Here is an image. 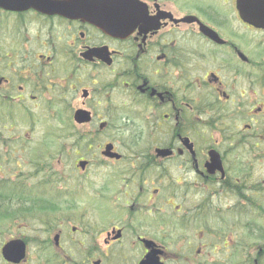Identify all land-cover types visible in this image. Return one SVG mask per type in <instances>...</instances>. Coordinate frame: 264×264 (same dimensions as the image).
I'll use <instances>...</instances> for the list:
<instances>
[{
  "label": "flooded vegetation",
  "instance_id": "af4514ba",
  "mask_svg": "<svg viewBox=\"0 0 264 264\" xmlns=\"http://www.w3.org/2000/svg\"><path fill=\"white\" fill-rule=\"evenodd\" d=\"M141 1L149 22L120 36L77 13L81 0L0 5V144L41 129L49 151L6 178L42 196L43 218L33 234L0 232V264H264L260 223L208 217L254 179L240 149L264 144L255 38L220 0ZM234 1L245 30L264 32ZM13 239L18 263L2 252Z\"/></svg>",
  "mask_w": 264,
  "mask_h": 264
},
{
  "label": "rangeland",
  "instance_id": "374dc122",
  "mask_svg": "<svg viewBox=\"0 0 264 264\" xmlns=\"http://www.w3.org/2000/svg\"><path fill=\"white\" fill-rule=\"evenodd\" d=\"M221 4H222V8H223V14L226 16H224L225 18L229 17L230 21H229V25L231 27L234 28H238L240 29V33L243 35L245 34H250L253 35L255 38V44H256V54H257V64H258V74L260 75V70L259 67L261 66V64H264V32H249L246 31L244 26L242 25L241 22H239V20L236 18L235 16V1L234 0H220ZM263 67V66H262ZM261 67V68H262ZM256 91L258 93L257 98L260 101H264V89L263 87L260 85L259 82L256 83ZM23 119V118H22ZM239 123V122H238ZM245 121H242L240 119V125L244 126ZM263 127V126H262ZM262 130V129H261ZM17 135H22L23 139H25L27 137L26 133H24V131H16ZM42 134L43 132H41V129H38V131H36L33 134V142L23 145L21 142L17 141L16 145H12L9 144V141L4 143L2 142L0 144V181L1 180H5L8 177H11V175H15L17 178H19V175H23V178H26V174L31 173V171L36 170V167L34 165V163L30 162V153L32 152L33 155L38 156V158H45L47 159V156L49 154V151L47 148V146H37L42 140ZM31 137V136H28ZM37 146V147H36ZM260 148L264 149V144H262L261 147H255L252 148L250 150V148L248 147H242L240 149L239 155H240V162H244L246 163L245 169H249V166L252 168V172H253V177H254V181H256V183H263L264 186V152H262L260 150ZM36 149L35 153L34 150ZM51 150L55 149V148H50ZM19 164L21 165V167H17ZM49 162V160H48ZM38 163L40 164V162L38 161ZM41 165V164H40ZM50 165L52 166V168H57V159L54 160V162L50 163ZM19 166V165H18ZM48 170L49 167L47 168ZM28 176V175H27ZM41 177H44V175H38L37 177H33L32 179L30 177H27V185L28 187H35L39 181L42 179ZM52 178V177H51ZM20 179H17V181ZM54 180H56V177H54ZM23 182L25 180H22ZM52 181V179H51ZM54 184V185H53ZM52 185L49 184L48 190L50 194H54L55 190H56V185L55 183H53ZM241 187L244 186L245 184H240ZM249 185H246V188ZM256 187L250 189L247 188L245 189L242 193L244 194L245 198H249L251 197V191H255ZM264 192V190H263ZM255 193V192H253ZM10 197H12L13 195H8ZM41 197L40 195H37L36 193H32L31 195V199H36V206L34 207V212L30 213H26L27 215L29 214L30 217L31 215L34 214V216L32 218H24V219H17L15 221H1L0 220V228L1 230L5 228V224H6V230H4L3 235L4 237L6 236H11L14 234H18V233H26V231L28 230V234H33V232L31 231V228H33L35 226V223H40V220L42 218V210L38 209L41 206V201H39L38 198H34V197ZM90 196V195H89ZM15 197H13L12 200H10V204L13 205V207H19V201H17L16 199H14ZM263 202H264V194H263ZM213 201H215V204L212 205V210L215 213H218L220 211H224L221 212V217H222V221H224L223 223H234V222H239V223H248V222H252L254 223V221L257 219V213L256 211H252L253 214L251 216H248L244 219H240L237 218L236 216H234L235 213H229L226 214V211H230L231 208L236 207L237 205H241L244 204L246 202L245 199L241 200L238 196H226V195H222V196H218L215 197L213 199ZM29 203V202H28ZM58 203V202H57ZM60 203V201H59ZM36 208V209H35ZM217 215H212V223H216L214 220L216 219ZM256 217V218H255ZM250 218V219H249ZM22 220H27V221H22ZM12 223V224H11ZM256 223H260L259 225L261 226V228H264V222H258L256 220ZM11 224V225H9ZM23 226H27L26 228H23ZM22 227V228H21ZM10 228V229H9Z\"/></svg>",
  "mask_w": 264,
  "mask_h": 264
},
{
  "label": "water",
  "instance_id": "95a60500",
  "mask_svg": "<svg viewBox=\"0 0 264 264\" xmlns=\"http://www.w3.org/2000/svg\"><path fill=\"white\" fill-rule=\"evenodd\" d=\"M10 2L0 0V5L9 6ZM75 6L82 17L118 36L130 34L140 24L149 22L147 4L141 0H81ZM237 7L243 21L264 28V0H237ZM69 10L73 12L74 8ZM201 27L208 29L203 24ZM2 251L8 260L20 262L26 256V244L21 239L11 240Z\"/></svg>",
  "mask_w": 264,
  "mask_h": 264
},
{
  "label": "trees",
  "instance_id": "16d2710c",
  "mask_svg": "<svg viewBox=\"0 0 264 264\" xmlns=\"http://www.w3.org/2000/svg\"><path fill=\"white\" fill-rule=\"evenodd\" d=\"M260 150L262 152H264L263 148H260ZM32 155H33V153H32ZM32 162L34 163L35 167L37 165H39L38 161H36V160H32L31 164H32ZM9 183H10L9 179H5V180L0 181V220L1 221L5 220V221L9 222L10 220L15 221V220L20 219V218H23V219L29 218L30 215L29 214L27 215L26 213L34 212V207L36 206V199H31V195L34 192V188L31 190H25L24 188H22V186H23L22 180H19L17 182V185H18L17 189L12 188V191H10L9 188H11V187H9ZM241 184H245V185L242 187L240 185L241 191L237 196L241 200L245 199L246 202L244 204L237 205V207H235V209L233 210V213L238 215V217H240V219H244L248 216H251L253 214L252 211H256V213H257V216H256L257 219L256 220L258 222H262V221L264 222V202L262 199L263 194H264L263 183L255 184V187H256L255 193L251 192L252 196L249 197L248 199L245 198V196L242 192L244 191L243 189L246 188V185H249L247 188L250 187V183L248 180H243L241 182ZM8 195H13V196L10 197ZM13 197H15L14 199L19 201V204H21V205H19V207H13V205L10 204V200H12ZM34 198H38V197H34ZM28 199L31 202L30 206H27V204H25V202ZM38 199H39V201H41L40 198H38ZM38 209L42 210L41 206ZM210 210H211V208H210ZM33 216H34V214L31 215V217H33ZM256 220L254 221V223H256ZM248 223H252V222H248Z\"/></svg>",
  "mask_w": 264,
  "mask_h": 264
}]
</instances>
